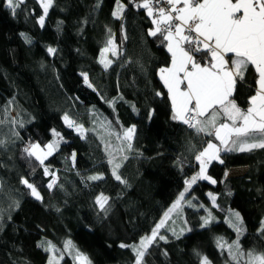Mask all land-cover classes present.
<instances>
[{
  "label": "trees",
  "instance_id": "trees-1",
  "mask_svg": "<svg viewBox=\"0 0 264 264\" xmlns=\"http://www.w3.org/2000/svg\"><path fill=\"white\" fill-rule=\"evenodd\" d=\"M122 3L125 11L116 19L115 0H54L41 27L38 0H24L15 14L0 0V264H48V251L37 247L42 241L63 253L59 264H76L63 252L65 241L91 264H133L131 249L120 244L138 243L151 233L184 192L183 180L196 174V154L213 140L171 119V103L159 77V69L170 64V54L162 37L148 35L154 26L146 10L129 0ZM109 29L121 54H108L113 63L105 71L98 61ZM49 47L55 54L48 53ZM81 73L88 74L95 91ZM255 86L254 73L238 82L233 98L242 109H247ZM65 114L83 125L84 139L65 125ZM132 125L137 128L134 150L120 153L123 144L117 135ZM53 129L63 140L45 160L57 177V186L50 190L51 176L23 149L51 142ZM109 151L122 163L119 174L127 185L112 176ZM221 158L224 162L214 161L207 173L216 184L198 180L185 192L183 223L193 231L176 239L162 228L168 242L151 247L150 264H199L194 250L211 264H233L216 244L218 237L227 243L237 239L226 222L230 210L239 211L244 221L242 249L264 252V235L258 231L264 220V149L221 153ZM236 167L245 172L229 177L228 171ZM97 174L103 179H87ZM21 177L37 187L42 201L30 195ZM101 193L110 198L107 217L95 205ZM209 193L216 196L215 207ZM205 209L215 219L201 228Z\"/></svg>",
  "mask_w": 264,
  "mask_h": 264
},
{
  "label": "snow or ice",
  "instance_id": "snow-or-ice-1",
  "mask_svg": "<svg viewBox=\"0 0 264 264\" xmlns=\"http://www.w3.org/2000/svg\"><path fill=\"white\" fill-rule=\"evenodd\" d=\"M23 2L24 0H4L5 6L13 14ZM38 3L43 10V15L39 17L37 23L43 27L45 17L49 9L53 7L54 0H38ZM129 3H133L136 8L146 10L154 26L149 30L148 35L162 37L161 42L170 54V66L160 68L159 77L164 88L167 89L168 99L171 102V119L187 125L197 135L204 134L215 137V140L219 141V144H216L209 140L207 146L196 154L199 171L185 180L184 192L179 194L177 200L164 213L163 218L152 228L151 233L142 236L138 243L120 244L121 248L131 249L134 254L133 264H145V257L153 245L158 241L168 242V238L160 230L165 228L169 220L175 225L176 221L172 219V214L176 213L177 216L182 214L185 192L198 180H206L211 184L217 183L207 173L209 165L214 161L224 162L221 153H243L264 149V0H142L141 3L129 0ZM115 4L112 16L120 19L126 5L122 3V0H115ZM96 7H99V4ZM25 40L31 42L27 36ZM120 48L109 29V38L105 47L100 50L98 61L105 71L113 63L108 58V54L120 55ZM47 51L52 55L57 50L49 47ZM249 67L253 68L257 74L256 91L255 95L249 98V106L245 110L236 103L233 94L237 91L238 82L245 79ZM81 75L84 83L89 88H93L88 74L81 73ZM93 90L95 91L94 88ZM156 95L160 96L161 93L157 92ZM109 103L111 105L114 101ZM133 111H137L134 105ZM148 118H152L151 112ZM63 121L68 128L74 129L81 139L85 138L83 125L76 123L67 114L63 116ZM136 133L135 125L122 129V134H118L117 138L122 141L123 146L117 151L120 153L133 151ZM15 135L18 137L19 133ZM52 135L54 139L43 147L40 144L31 143L23 149L29 160L34 158L43 167L45 176H51L47 185L50 190L57 186V177L45 166V160L57 151L63 140L55 129L52 130ZM0 147H4V141H0ZM107 148H110V145H106V150ZM108 155V164L112 166V176L121 184L127 185L119 174L122 163L116 162L110 151ZM75 157L76 153L73 152L72 159L75 160ZM127 159V155H122V160ZM87 179L96 181L103 179V176L97 174ZM20 183L30 190L32 197L42 201L37 187L28 179L21 177ZM208 195L215 207L216 196L212 193ZM186 202L189 207H193L192 201ZM95 205L104 217H107L111 211L110 198L103 193L96 196ZM14 206L18 208L19 201H15ZM205 211L208 214L201 217V228L207 227L215 219L211 211L208 209ZM226 222L236 232L237 239L227 243L222 237H218L217 247L227 251L228 258L233 264H241V262L264 264V252L257 253L255 250L245 252L240 245V237L245 232L241 213L230 210ZM170 231L176 239H180L186 232L193 231V228L184 221L179 231L175 227H172ZM258 231L264 235V220L261 221ZM37 247H42L48 252L57 251L50 241H42ZM64 251L73 254L76 264H91L87 255L77 250L71 241H65ZM194 253L199 259V264H211L207 256L196 250ZM164 255L167 253L165 252ZM48 264H59V261L52 255L49 257Z\"/></svg>",
  "mask_w": 264,
  "mask_h": 264
},
{
  "label": "rangeland",
  "instance_id": "rangeland-1",
  "mask_svg": "<svg viewBox=\"0 0 264 264\" xmlns=\"http://www.w3.org/2000/svg\"><path fill=\"white\" fill-rule=\"evenodd\" d=\"M50 171V170H49ZM50 173H52V172H50ZM172 206V205H171ZM170 206V207H171ZM169 207V208H170ZM168 208V209H169ZM235 211V210H234ZM181 213H182V209H181ZM164 216V215H163ZM163 218V217H162ZM161 218V219H162ZM172 219L173 220H175L176 221V223H175V225H173L172 224V221L171 220H169L167 223H166V226H165V230L167 231H170V229H168V228H172V227H175L176 228V230L177 231H179V228H180V226H182L183 225V214H181L180 216H177V214L176 213H173L172 214ZM171 232V231H170ZM64 248H65V243H64ZM64 253H66V254H68V255H70L71 257H73V254H70L69 252H66V251H63ZM49 253V257L50 256H52V255H54L57 259H58V261H59V263H60V261L62 260V258L64 257V255H63V253H61L60 251H54V252H48ZM49 257H48V260H49ZM150 262V260H149V257H148V255H146V257H145V264H150L149 263Z\"/></svg>",
  "mask_w": 264,
  "mask_h": 264
},
{
  "label": "crops",
  "instance_id": "crops-1",
  "mask_svg": "<svg viewBox=\"0 0 264 264\" xmlns=\"http://www.w3.org/2000/svg\"><path fill=\"white\" fill-rule=\"evenodd\" d=\"M229 55H231V54H229ZM170 59H171V57H170ZM170 63H171V60H170ZM168 66H170V64L168 65ZM253 74H255V81H256V78H257V74L255 73V70L254 69H252L251 68V71L248 69V71L246 72V74H245V77L246 76H248V77H250V74L251 73ZM250 73V74H249ZM255 85H256V83H255ZM167 90V89H166ZM255 91H256V86H255V90H254V95H255ZM171 103V102H170ZM249 106V105H248ZM248 108V107H247ZM213 138V140H211L213 143H216V144H219V141H216L215 140V137H212ZM207 146V143H206V145L204 146V147H206ZM203 150V149H202ZM198 163V162H197ZM198 168H197V172L199 171V163H198V166H197ZM196 172V173H197ZM245 172V168L244 167H236V168H231L229 171H228V176L229 177H232V176H239V175H242L243 173Z\"/></svg>",
  "mask_w": 264,
  "mask_h": 264
},
{
  "label": "built area",
  "instance_id": "built-area-1",
  "mask_svg": "<svg viewBox=\"0 0 264 264\" xmlns=\"http://www.w3.org/2000/svg\"><path fill=\"white\" fill-rule=\"evenodd\" d=\"M192 176H193V175H192ZM190 178H191V177H186V178L184 179V183H185V180H186V179H190Z\"/></svg>",
  "mask_w": 264,
  "mask_h": 264
},
{
  "label": "bare ground",
  "instance_id": "bare-ground-1",
  "mask_svg": "<svg viewBox=\"0 0 264 264\" xmlns=\"http://www.w3.org/2000/svg\"><path fill=\"white\" fill-rule=\"evenodd\" d=\"M193 175H195V173H194ZM183 182H184V180H183ZM184 184H185V183H184Z\"/></svg>",
  "mask_w": 264,
  "mask_h": 264
}]
</instances>
